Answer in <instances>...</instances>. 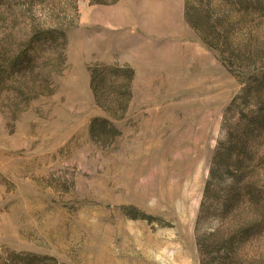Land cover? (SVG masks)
I'll list each match as a JSON object with an SVG mask.
<instances>
[{"label":"rangeland","instance_id":"1","mask_svg":"<svg viewBox=\"0 0 264 264\" xmlns=\"http://www.w3.org/2000/svg\"><path fill=\"white\" fill-rule=\"evenodd\" d=\"M99 1L0 0V264H264V0Z\"/></svg>","mask_w":264,"mask_h":264},{"label":"trees","instance_id":"2","mask_svg":"<svg viewBox=\"0 0 264 264\" xmlns=\"http://www.w3.org/2000/svg\"><path fill=\"white\" fill-rule=\"evenodd\" d=\"M95 3H99L100 1L99 0H94ZM198 1V0H196ZM201 1V0H200ZM208 6V4H207ZM247 6H249V4H247ZM200 7H203L200 8ZM74 13L76 12V8L74 7ZM208 10L209 8H205V5L202 4V3H196L195 0H185V4H184V17H185V20L187 22V24L189 26H191L192 28L196 29L197 31H205L206 33V36L209 38V37H212V38H216L217 37V34L215 33V29L213 28V23L210 19V16L208 14ZM63 13L65 14V18H67V12L66 11H63ZM71 23L73 24V21H70V24L68 23L69 26H71ZM201 40L207 44V45H213L212 42H210V40L206 39L204 36H200ZM51 39L53 41H56L57 38L56 36H51ZM61 39L64 41L65 43V40H66V36H65V33H62L61 34ZM112 71V70H111ZM116 71L114 70L113 72L111 73H115ZM122 76H124V79H126V81H124L123 83V88L124 90L126 89V93H127V89H128V86H129V82L131 81V78L133 76V71L131 69H125V70H122ZM99 76V72L98 71H95L93 72L92 74V86L94 87L95 85V82L96 80H98V77ZM260 120V119H259ZM262 122H264V116L263 118L260 120ZM264 124V123H262ZM264 127V126H262ZM264 129V128H263ZM240 142H243L245 143L247 140H238ZM237 146H241L239 143ZM242 147V146H241ZM238 149L236 148V146L233 144V146L227 151L226 155L223 157V158H220L221 161H217V158L215 159V166H219V171L215 168V166H213V168L211 169V178H214L215 176H218L220 177L219 175V172H225L227 170H229L232 166L234 167H240V164H237L234 160H233V156L234 154H238ZM210 178V179H211ZM211 180L207 183V188L210 184ZM237 199V198H235ZM231 201V199H230ZM205 203L203 202V207H204ZM132 219H138L140 218L139 216L137 215H133V216H130ZM144 219V218H143ZM19 259H20V256H18ZM15 259V262H18L20 261L17 257H13ZM29 258L31 259L30 260V263H34L35 262V257L34 256H29Z\"/></svg>","mask_w":264,"mask_h":264}]
</instances>
